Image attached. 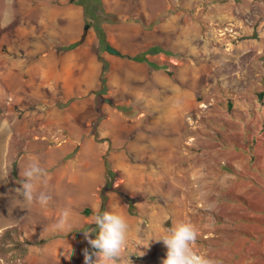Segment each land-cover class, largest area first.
I'll return each instance as SVG.
<instances>
[{
	"label": "rangeland",
	"instance_id": "obj_1",
	"mask_svg": "<svg viewBox=\"0 0 264 264\" xmlns=\"http://www.w3.org/2000/svg\"><path fill=\"white\" fill-rule=\"evenodd\" d=\"M81 3L100 70L72 93L60 64L38 63L62 51L50 41L49 0H0V264H84L101 189L105 211L130 224L118 264H161L163 242L143 244L178 221L198 229L193 250L209 264H264V0L148 3L153 17L125 19L166 56L138 67L143 80L120 71L135 72L131 54H110L99 33L124 19L98 0ZM34 158L44 206L15 191ZM62 210L72 227L63 232L54 227Z\"/></svg>",
	"mask_w": 264,
	"mask_h": 264
},
{
	"label": "crops",
	"instance_id": "obj_2",
	"mask_svg": "<svg viewBox=\"0 0 264 264\" xmlns=\"http://www.w3.org/2000/svg\"><path fill=\"white\" fill-rule=\"evenodd\" d=\"M69 1L71 0H58L59 5H57L55 2L53 3V0H49L48 7H45L50 9L51 12L49 13L48 21L49 28L53 29L50 33V41L59 44V47H61L59 50L62 51L58 53L56 47H53V49L44 53V59H39L38 63L47 68L57 67L60 64L61 69L56 70V72L63 78L66 89L73 93L74 91L82 92L93 87L97 81L100 63L89 51L91 39L88 34L85 35L86 14L84 6L81 0ZM98 1L104 4L105 11L113 13L117 18L124 19L123 23H117L116 19H111L114 24L103 23L100 30L102 32L104 29V33L107 34L105 39L108 43L105 46L110 45L121 53L115 56L119 57L127 52L131 54L129 59L132 60L135 72L132 69L130 70L131 65L129 66L128 64V67L121 68L120 71H128L130 79H145L143 74H138V67L146 70V67L150 65L149 60L152 61L151 57H155V63L160 65L158 58L164 57L163 50L160 42H149L153 33H148L140 22L126 20L127 18L143 17V15H147L148 18L153 17L152 13H147V4L153 2V0ZM134 57H144L147 61L134 60L132 59ZM73 65L76 67L75 70H72ZM114 70L117 72L115 65L112 69L113 75ZM151 72L152 78L156 76V71L153 73L152 69ZM118 83L121 84L120 82ZM122 86L124 85L122 84ZM82 112L83 110L80 111V113Z\"/></svg>",
	"mask_w": 264,
	"mask_h": 264
},
{
	"label": "clouds",
	"instance_id": "obj_3",
	"mask_svg": "<svg viewBox=\"0 0 264 264\" xmlns=\"http://www.w3.org/2000/svg\"><path fill=\"white\" fill-rule=\"evenodd\" d=\"M2 127L6 129L8 125L5 124ZM22 175L24 181L15 190L16 193L22 196V200L27 204L37 200L41 206L47 205L50 199L49 194L38 191V185L42 182L44 175L39 159L34 158L28 161L23 168ZM93 223L97 229L94 238L88 235L91 231H84L88 244L94 250L92 253L87 249L84 250V264H98V262L118 264L128 244L130 233L128 219L115 211H105L97 212L93 218ZM54 227L62 229V232L72 228L67 220L66 210L61 211ZM198 235L199 231L192 223L178 221L166 234L156 238L148 237L143 246L148 247L150 240L162 241L166 247V255L161 264H209L206 257L193 250Z\"/></svg>",
	"mask_w": 264,
	"mask_h": 264
},
{
	"label": "trees",
	"instance_id": "obj_4",
	"mask_svg": "<svg viewBox=\"0 0 264 264\" xmlns=\"http://www.w3.org/2000/svg\"><path fill=\"white\" fill-rule=\"evenodd\" d=\"M99 33L101 34V31H99ZM132 59H134V60H138V61H147V59L146 58H144V57H134V58H132ZM157 67H159L158 65H156ZM102 82H104V79L102 78ZM262 95V94H261ZM104 164H105V169H106V174H107V176H112L114 173H113V171L110 169V167H109V164H108V162L105 160L104 161ZM108 188L110 189V190H113V188H112V186L110 185V183H108ZM120 194L122 195V197L126 200V201H128V198H126V196L124 195V194H122L121 192H120ZM100 198H101V204H100V209H99V211L98 212H100V213H102V212H104L105 211V205H106V193H105V190L104 189H101V191H100ZM129 202V201H128ZM130 203V202H129ZM84 213H90V210L89 209H85L84 210ZM89 226H87V228H88ZM94 229L91 231V233H92V235L93 236H95L96 235V231H97V229H96V225L94 224ZM91 247V246H90ZM90 253H92L94 250L92 249V248H90Z\"/></svg>",
	"mask_w": 264,
	"mask_h": 264
},
{
	"label": "water",
	"instance_id": "obj_5",
	"mask_svg": "<svg viewBox=\"0 0 264 264\" xmlns=\"http://www.w3.org/2000/svg\"><path fill=\"white\" fill-rule=\"evenodd\" d=\"M86 28H88V25ZM105 48H106V51L109 52L110 54H114V55H120L121 54L117 49H115L114 47H112L110 45H106Z\"/></svg>",
	"mask_w": 264,
	"mask_h": 264
},
{
	"label": "bare ground",
	"instance_id": "obj_6",
	"mask_svg": "<svg viewBox=\"0 0 264 264\" xmlns=\"http://www.w3.org/2000/svg\"><path fill=\"white\" fill-rule=\"evenodd\" d=\"M164 112V111H163ZM166 114V113H165ZM155 116V115H154ZM158 119V118H157ZM159 121H160V119H158ZM162 121H167V119L166 118H163V120ZM169 122H170V120H169ZM172 122V121H171ZM160 123V122H159ZM170 124V123H169Z\"/></svg>",
	"mask_w": 264,
	"mask_h": 264
}]
</instances>
